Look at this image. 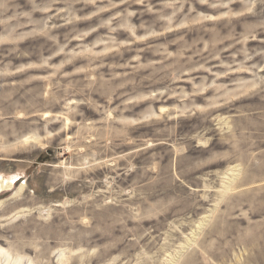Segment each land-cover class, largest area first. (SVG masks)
I'll use <instances>...</instances> for the list:
<instances>
[{"label": "rangeland", "instance_id": "obj_1", "mask_svg": "<svg viewBox=\"0 0 264 264\" xmlns=\"http://www.w3.org/2000/svg\"><path fill=\"white\" fill-rule=\"evenodd\" d=\"M260 103L264 0H0V264H264Z\"/></svg>", "mask_w": 264, "mask_h": 264}, {"label": "bare ground", "instance_id": "obj_2", "mask_svg": "<svg viewBox=\"0 0 264 264\" xmlns=\"http://www.w3.org/2000/svg\"><path fill=\"white\" fill-rule=\"evenodd\" d=\"M28 3V2H27ZM30 3V2H29ZM30 6H34V5H30ZM29 6V7H30ZM24 7V6H23ZM34 7H36V6H34ZM33 9V8H32ZM36 9V8H35ZM32 11V10H31ZM33 11H34V9H33ZM35 12V11H34ZM34 16V15H33ZM36 16V15H35ZM32 17V16H31ZM32 19V18H31ZM29 22H31L30 20H28ZM23 22V21H22ZM25 23V22H24ZM33 23V22H32ZM28 24V23H27ZM30 24V23H29ZM260 105H262L263 107H264V104L263 103H260ZM28 140V139H27ZM12 178H14V177H12ZM14 179H2V178H0V191L1 190H5V189H7V188H9L11 185L13 186V184H14ZM11 186V187H12ZM19 191H21V189L19 190ZM19 191H17L18 193H19ZM16 192V193H17ZM2 253V252H1Z\"/></svg>", "mask_w": 264, "mask_h": 264}]
</instances>
